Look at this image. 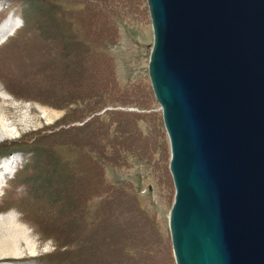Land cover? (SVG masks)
<instances>
[{
  "label": "rangeland",
  "instance_id": "1",
  "mask_svg": "<svg viewBox=\"0 0 264 264\" xmlns=\"http://www.w3.org/2000/svg\"><path fill=\"white\" fill-rule=\"evenodd\" d=\"M2 1L0 28L10 22L12 31L0 47L16 37L0 50V162L18 165L1 188L0 203L4 189L11 195L0 214L16 215L36 250L0 264H176L171 150L148 71L147 0ZM81 3L87 10L69 15L80 26L72 29L60 4ZM92 46L106 48L113 64ZM107 109L119 111L105 112L102 126L93 117Z\"/></svg>",
  "mask_w": 264,
  "mask_h": 264
},
{
  "label": "water",
  "instance_id": "2",
  "mask_svg": "<svg viewBox=\"0 0 264 264\" xmlns=\"http://www.w3.org/2000/svg\"><path fill=\"white\" fill-rule=\"evenodd\" d=\"M176 264H264V0H147Z\"/></svg>",
  "mask_w": 264,
  "mask_h": 264
},
{
  "label": "bare ground",
  "instance_id": "3",
  "mask_svg": "<svg viewBox=\"0 0 264 264\" xmlns=\"http://www.w3.org/2000/svg\"><path fill=\"white\" fill-rule=\"evenodd\" d=\"M10 25V22L3 23V26L0 28V37L8 35L12 31V27L9 28ZM8 28L11 30H8ZM2 95V97L8 96L5 93H2ZM0 124L2 125L1 131H4V133L7 132L3 124V118L1 117ZM17 165L18 160L13 157L3 159L0 162V196L2 194V186L4 187L6 185V176ZM26 250L30 253H34L36 250L35 243L28 228L19 223L16 215L13 213L0 214V257H20L24 255Z\"/></svg>",
  "mask_w": 264,
  "mask_h": 264
},
{
  "label": "trees",
  "instance_id": "4",
  "mask_svg": "<svg viewBox=\"0 0 264 264\" xmlns=\"http://www.w3.org/2000/svg\"><path fill=\"white\" fill-rule=\"evenodd\" d=\"M25 3V2H24ZM147 6V8H148V5H146ZM60 8H61V10L65 13V15H66V18H67V20H66V22H68V24H71V28L73 29H79L80 28V26H79V24H77L76 22H75V16L73 17V18H70L69 17V15H76V13H81V12H85L86 10H87V8H86V10H85V4L84 3H81V4H76V5H71L70 6V8L67 6L66 7V5H64V4H60ZM22 11H24V10H22ZM22 16H23V18H25V24H26V22H27V17H25V16H27V15H23L22 14ZM116 18L114 17V16H111V18H110V22H109V26H110V30H113V29H115V27H116ZM76 27V28H75ZM26 28V25H24V27L23 28H21L17 33L18 34H20L21 32H22V30H24ZM16 37V36H15ZM15 37L14 36H12L7 42H6V44H4L2 47H0V50H5L6 49V47L7 46H9L12 42H13V40L15 39ZM91 52H92V54H98L99 56H101L102 58H104L105 60H108L109 62H110V55L108 54V52L106 51V48H103V47H96V48H93V46H92V48H91ZM110 53V52H109ZM113 61V60H112ZM112 61L110 62V63H112ZM113 64V63H112ZM114 77H115V83L117 84V87H118V89L121 91V93H123V94H125L126 92H128V88L129 87H127V85L126 86H124V87H122L121 85H120V81L118 80V78H117V74H116V68H115V74H114ZM109 110H114V111H119V110H117V109H107V110H105L103 113H100V111H98V112H96L95 114L96 115H94V117L93 118H95V116H101V118H100V120L102 121V122H105V123H103L102 124V126H106V125H108L109 123H110V119H109V116H107V114H105V112H107V111H109ZM100 113V114H99ZM137 128H138V130H139V132L141 133V134H143V136L145 137V134L142 132V127H141V122H137ZM111 133H110V137L111 138H113V137H115L116 136V134L114 133L115 131H116V123L114 124V126H113V128L111 129ZM108 148L109 149H107V150H109V152H111L113 149L110 147V146H108ZM106 178H105V183H106ZM114 186H116V187H118V185H116V184H114ZM127 192H128V194H129V196L131 197V198H133L134 200H135V202H137V204H139L140 202H139V198H138V194H137V192L136 191H134V190H130V189H127ZM8 193H9V195H11V190L10 189H6L5 190V195H4V197H3V199H2V201H1V203H0V209L1 210H4V207L6 206V205H8V202H9V196H8ZM100 199H102V198H100ZM140 209H141V207H140ZM132 254H133V252H132Z\"/></svg>",
  "mask_w": 264,
  "mask_h": 264
}]
</instances>
